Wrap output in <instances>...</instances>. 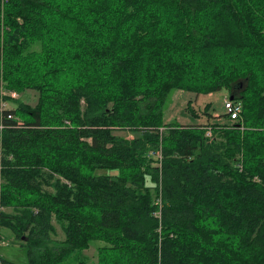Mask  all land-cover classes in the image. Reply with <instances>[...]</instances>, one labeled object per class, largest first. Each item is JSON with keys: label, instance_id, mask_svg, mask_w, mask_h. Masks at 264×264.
Instances as JSON below:
<instances>
[{"label": "trees", "instance_id": "16d2710c", "mask_svg": "<svg viewBox=\"0 0 264 264\" xmlns=\"http://www.w3.org/2000/svg\"><path fill=\"white\" fill-rule=\"evenodd\" d=\"M0 87L37 92L0 117V230L27 264L95 240L97 264H264V0H0ZM174 89L241 110L166 123Z\"/></svg>", "mask_w": 264, "mask_h": 264}, {"label": "rangeland", "instance_id": "374dc122", "mask_svg": "<svg viewBox=\"0 0 264 264\" xmlns=\"http://www.w3.org/2000/svg\"><path fill=\"white\" fill-rule=\"evenodd\" d=\"M229 97V94L224 91L213 92L210 94H195L190 91L171 90L168 94L165 103L163 105V120L164 122H177L179 124H191V123H210L214 121L227 122L226 116H224V103L223 99ZM18 100L34 105L37 99V92L32 89H27L21 93H17ZM188 102L191 103V108L196 113L197 117H194L190 110L187 108ZM210 104L208 112L216 114V119H207L203 113L205 105ZM15 104L13 102H7L6 108L12 109ZM190 108V109H191ZM114 134L122 135L125 137H134V132L115 129ZM115 174L116 171L107 169H97L95 174ZM53 225L55 231L51 234L53 241L62 240L64 238L63 231L60 225L53 219ZM0 236L3 243L0 245V255L7 261L13 264H27V252L22 244V240L15 238L13 233L5 228H1ZM103 245L102 242L95 240L92 241L87 249L79 252L72 253L69 257L64 259L61 264H97L98 260V247Z\"/></svg>", "mask_w": 264, "mask_h": 264}, {"label": "built area", "instance_id": "2783aa9c", "mask_svg": "<svg viewBox=\"0 0 264 264\" xmlns=\"http://www.w3.org/2000/svg\"><path fill=\"white\" fill-rule=\"evenodd\" d=\"M4 96H9L10 98L14 99L17 97V93L14 91H6L2 87H0V117H2L4 110H6V101L3 99ZM223 107H224V114L228 116L229 121H234L241 110V104L239 102H236L229 97H225L223 99ZM8 118L12 117L11 114L6 115ZM2 125L0 124V128ZM207 135L210 136V132H207ZM150 156H157L161 157V151L160 150H151L149 152ZM3 243L0 237V245Z\"/></svg>", "mask_w": 264, "mask_h": 264}, {"label": "water", "instance_id": "95a60500", "mask_svg": "<svg viewBox=\"0 0 264 264\" xmlns=\"http://www.w3.org/2000/svg\"><path fill=\"white\" fill-rule=\"evenodd\" d=\"M229 98H230V99H233V97H232V96H230Z\"/></svg>", "mask_w": 264, "mask_h": 264}, {"label": "crops", "instance_id": "0c3cea01", "mask_svg": "<svg viewBox=\"0 0 264 264\" xmlns=\"http://www.w3.org/2000/svg\"><path fill=\"white\" fill-rule=\"evenodd\" d=\"M213 115H216V114H213Z\"/></svg>", "mask_w": 264, "mask_h": 264}]
</instances>
